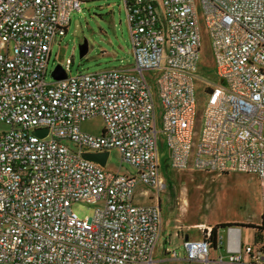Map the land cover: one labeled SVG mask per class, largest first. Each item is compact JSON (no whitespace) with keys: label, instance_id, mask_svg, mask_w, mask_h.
<instances>
[{"label":"built area","instance_id":"2783aa9c","mask_svg":"<svg viewBox=\"0 0 264 264\" xmlns=\"http://www.w3.org/2000/svg\"><path fill=\"white\" fill-rule=\"evenodd\" d=\"M83 1L0 0V264H153L160 210L136 204L134 191L166 188L159 137L170 168L253 175L264 198V0H120L132 69L47 83L51 46ZM201 28L218 84L206 83L198 117ZM146 73L156 75L152 86ZM95 117L100 135L82 132ZM111 149L134 175L83 158ZM75 203L99 207L80 218ZM211 228L182 241L188 264H264V245L243 246L232 226L224 227L225 255L211 257L223 244L219 229L212 244Z\"/></svg>","mask_w":264,"mask_h":264},{"label":"rangeland","instance_id":"374dc122","mask_svg":"<svg viewBox=\"0 0 264 264\" xmlns=\"http://www.w3.org/2000/svg\"><path fill=\"white\" fill-rule=\"evenodd\" d=\"M201 53L198 78L194 80L193 90L200 117L206 100V83L218 84L214 76L210 42L201 28ZM87 44V51L80 58V46ZM11 45H9V50ZM45 81L52 82V72L56 66L69 65L68 76L78 73H95L110 68L132 69L134 59L131 52L126 15L120 0H85L80 4V11L70 16L66 35L56 39L51 46ZM145 79L152 86L156 75L146 73ZM156 129H159V107L152 90ZM103 128V121L95 117L81 123L82 132L98 136ZM7 128L0 125V132ZM200 131L198 123L197 132ZM67 143V142H66ZM71 147L72 145L69 144ZM158 173L166 188L158 196L143 184H137L134 197L139 204H149V198L159 201L161 232L152 255L153 264H188L184 259L182 238L201 239V228L229 224L240 232L243 246L253 244L255 230L245 225H259L264 218V198L261 197L256 178L246 174L212 175L202 172L177 171L169 167L168 154L162 138H158ZM113 174L130 177L135 170L121 161L117 151L111 149L103 168ZM170 186V187H169ZM148 191L145 197L143 192ZM152 197V199H155ZM182 197V198H181ZM151 199V200H152ZM182 199L186 200V209L180 210ZM99 207L85 203H75L72 211L80 218L91 217ZM222 248L211 251L210 256L225 255V229H219ZM264 245V232L260 234ZM176 253V258L170 254ZM246 259V257H244Z\"/></svg>","mask_w":264,"mask_h":264},{"label":"water","instance_id":"95a60500","mask_svg":"<svg viewBox=\"0 0 264 264\" xmlns=\"http://www.w3.org/2000/svg\"><path fill=\"white\" fill-rule=\"evenodd\" d=\"M87 51V44L84 41L83 44L80 46V58H83ZM52 77L55 81H62L65 80L67 77L66 72L61 66H56L52 72ZM35 135L38 137H43L46 135V130H37ZM83 158L87 161H91L94 163L99 164L101 167H104L108 158V152L100 153V154H90L86 153L83 155Z\"/></svg>","mask_w":264,"mask_h":264},{"label":"trees","instance_id":"16d2710c","mask_svg":"<svg viewBox=\"0 0 264 264\" xmlns=\"http://www.w3.org/2000/svg\"><path fill=\"white\" fill-rule=\"evenodd\" d=\"M170 187V186H169ZM230 226L229 224H220V225H216L214 227L211 228V242L212 244L215 242V236H216V232L218 229L220 228H224V227H228ZM245 227H250L253 228L255 230V234H254V243L257 244H261V237L260 234L262 232H264V218H262L261 223L259 225H245Z\"/></svg>","mask_w":264,"mask_h":264},{"label":"crops","instance_id":"0c3cea01","mask_svg":"<svg viewBox=\"0 0 264 264\" xmlns=\"http://www.w3.org/2000/svg\"><path fill=\"white\" fill-rule=\"evenodd\" d=\"M123 11H124V13H125V10H124V8H123ZM126 15V14H125ZM153 197V196H152ZM159 200H156V199H152V200H150L148 203L149 204H155V205H157V207L159 208V202H158ZM134 202L136 203V204H139L138 203V201H136V200H134ZM159 210H160V208H159ZM194 226H198V225H194ZM202 228H204V227H202ZM182 238V241L184 240V239H188V240H190L189 239V237L187 236V235H184V237H181ZM200 240V239H199ZM168 253V252H167Z\"/></svg>","mask_w":264,"mask_h":264},{"label":"bare ground","instance_id":"6f19581e","mask_svg":"<svg viewBox=\"0 0 264 264\" xmlns=\"http://www.w3.org/2000/svg\"><path fill=\"white\" fill-rule=\"evenodd\" d=\"M182 198V197H181ZM186 205H187V203H186V200L185 199H182V204H181V208H180V210L182 211V212H184L185 211V209H186ZM198 228H202L203 227V225H198L197 226Z\"/></svg>","mask_w":264,"mask_h":264}]
</instances>
